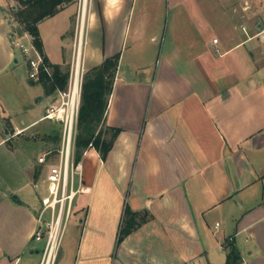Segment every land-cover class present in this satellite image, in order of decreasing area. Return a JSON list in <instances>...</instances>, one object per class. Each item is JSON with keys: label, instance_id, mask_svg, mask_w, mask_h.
Masks as SVG:
<instances>
[{"label": "crops", "instance_id": "0c3cea01", "mask_svg": "<svg viewBox=\"0 0 264 264\" xmlns=\"http://www.w3.org/2000/svg\"><path fill=\"white\" fill-rule=\"evenodd\" d=\"M198 1L71 0L39 24L63 73L80 40L84 73L120 56L105 117L118 135L105 159L84 152L56 264H264V45L213 39L202 16L208 35L185 40L182 12L200 14ZM16 6L0 0V264H40L34 198L49 168L33 154L50 144L28 137L50 131L38 127L59 91L29 78Z\"/></svg>", "mask_w": 264, "mask_h": 264}, {"label": "built area", "instance_id": "2783aa9c", "mask_svg": "<svg viewBox=\"0 0 264 264\" xmlns=\"http://www.w3.org/2000/svg\"><path fill=\"white\" fill-rule=\"evenodd\" d=\"M260 9L264 18V0H259ZM84 6L86 1L84 0ZM264 45V23H261L260 32L256 36ZM13 46L24 57L29 69V78L38 81L42 72L51 76L52 70L47 66L45 57L37 49L33 38L28 33L22 35L15 33L12 38ZM27 41V42H26ZM217 43V41H215ZM82 40H80L77 58L70 80L68 92L59 91L60 106L53 104L47 111L45 119L59 123L62 126L61 148L58 155L47 152L39 158L41 165L49 167L47 175L48 195L41 201V209L38 212V229L36 240L44 241L45 248L40 264H56L61 241L67 225L73 216V204L76 196L82 192L83 172L81 163L75 161V146L79 111L83 89L84 72L76 68L77 59L81 61ZM78 86L76 100L74 91ZM58 159L56 164H51ZM76 183L79 187L76 189Z\"/></svg>", "mask_w": 264, "mask_h": 264}, {"label": "trees", "instance_id": "16d2710c", "mask_svg": "<svg viewBox=\"0 0 264 264\" xmlns=\"http://www.w3.org/2000/svg\"><path fill=\"white\" fill-rule=\"evenodd\" d=\"M18 3L13 12L17 30L11 33V39L15 33L22 35L28 33L34 41L37 49L43 54V45L39 34V24L58 14L71 0H14ZM45 57V56H44ZM120 56L111 57L105 62L84 75L82 106L79 114L80 135L77 139V153L75 161L79 163L84 152L89 148H95L103 159L110 152L113 141L118 135V130L105 126V117L109 106V98L113 92L115 78L119 66ZM47 66L52 70L51 76L42 72L38 81L43 85L48 94L67 90L69 85V73H63L58 66H52L45 57ZM101 126H105L112 134V139L103 138ZM129 215L131 213L127 211ZM130 231V230H129ZM129 231H125L126 235ZM231 256L236 254L231 248ZM236 261L239 256L235 255Z\"/></svg>", "mask_w": 264, "mask_h": 264}, {"label": "rangeland", "instance_id": "374dc122", "mask_svg": "<svg viewBox=\"0 0 264 264\" xmlns=\"http://www.w3.org/2000/svg\"><path fill=\"white\" fill-rule=\"evenodd\" d=\"M15 3L18 5L16 1ZM191 4L192 3L188 4L187 7L192 6ZM197 4L202 10L200 14L197 13L195 15H191L186 11V9H184L182 12L183 16L180 20L181 23L179 32L185 33V40H192L193 36L196 38H204L208 35L209 29L211 30L210 35L213 39L220 40L224 38L227 40H240L241 38L247 37L251 34L258 35V33L260 32L261 23H264L259 0H199ZM201 16L205 17V20L210 28L203 24ZM12 18L15 20L14 14ZM71 73H73L72 69L70 72L69 82L72 76ZM86 73H84V75H86ZM84 82L85 81L83 76V84ZM69 86L70 83L67 90H64L63 92H68ZM56 97L59 100L58 93H56ZM45 103L48 104L46 101ZM56 105L60 106V103L58 102ZM81 106L82 96L80 111ZM38 128H45L46 130L50 129V131H48V133L43 136L37 134V129L32 130L30 132L31 135L29 134L28 142H30V144L36 143L39 147L46 146V148L49 147L50 144V148L48 149V151L53 152L54 156H57L62 143L60 137L62 126L59 123H53L47 120L43 122ZM4 129L5 131H9L11 129L8 123H5ZM100 129L103 133V138L107 141L110 140L112 137L111 132H109L105 126H101ZM80 131L81 130L79 128L78 122L75 157L77 153V139L80 135ZM48 134H50V136H48ZM41 151V148L35 149L33 154L34 158L32 157L33 159H35V161H38V155L42 153ZM57 162L58 159H55V162L51 164H56ZM34 199L36 200L35 203L39 207H41V201H39L38 198L36 199V197Z\"/></svg>", "mask_w": 264, "mask_h": 264}, {"label": "bare ground", "instance_id": "6f19581e", "mask_svg": "<svg viewBox=\"0 0 264 264\" xmlns=\"http://www.w3.org/2000/svg\"><path fill=\"white\" fill-rule=\"evenodd\" d=\"M86 1V0H85ZM83 2H84V0H83ZM86 8V7H85ZM76 68H77V70L79 71V72H81L82 71V65H81V61H80V59H77V62H76ZM77 90H78V86L76 85V87H75V91H74V102H75V98H76V94H77Z\"/></svg>", "mask_w": 264, "mask_h": 264}, {"label": "water", "instance_id": "95a60500", "mask_svg": "<svg viewBox=\"0 0 264 264\" xmlns=\"http://www.w3.org/2000/svg\"><path fill=\"white\" fill-rule=\"evenodd\" d=\"M37 103H39V100L37 101Z\"/></svg>", "mask_w": 264, "mask_h": 264}]
</instances>
